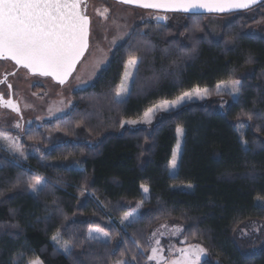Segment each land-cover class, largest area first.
Returning <instances> with one entry per match:
<instances>
[{"label": "trees", "instance_id": "trees-1", "mask_svg": "<svg viewBox=\"0 0 264 264\" xmlns=\"http://www.w3.org/2000/svg\"><path fill=\"white\" fill-rule=\"evenodd\" d=\"M163 16L134 27L95 84L74 94L69 114L30 127L24 158L0 148V264H115L132 256V264H153L146 262L152 237L172 224L182 226L181 242L207 249L203 264H264V240L242 234L264 223V5L231 16ZM132 57L138 68L119 102ZM233 80L238 99L217 94ZM197 88L209 100L158 115L151 126H121ZM177 128L184 146L171 176ZM36 177L44 186L32 195ZM96 228L110 241L90 239ZM57 234L68 254L52 243Z\"/></svg>", "mask_w": 264, "mask_h": 264}, {"label": "snow or ice", "instance_id": "snow-or-ice-1", "mask_svg": "<svg viewBox=\"0 0 264 264\" xmlns=\"http://www.w3.org/2000/svg\"><path fill=\"white\" fill-rule=\"evenodd\" d=\"M118 3L135 5L144 9L163 10L165 12L183 13H224L240 9H250L259 4L264 5V0H117ZM84 5V7H82ZM99 15L104 20L108 18V9L105 8ZM157 21H167V16H155ZM91 18L86 14V0H0V59L14 61L33 75L41 77H52L59 84H65L69 77L76 70L77 64L84 57L89 49V37L91 35ZM201 30L202 29H197ZM136 58L132 57L128 61V67L135 68ZM251 63V59H249ZM131 73L125 70V80ZM3 83V81H0ZM232 92L240 91V81H231ZM11 88V85H8ZM219 89V85L217 86ZM127 91L125 82L122 81L116 91V97L120 98ZM203 99L207 94V89H195L194 92H185L174 101H162L160 105L149 108L140 121H126L128 124L145 123L151 124L153 114L156 111H169L172 107H178L185 99H191L193 95ZM219 94V92H218ZM0 103L5 107L19 112V106L12 101H5L0 97ZM50 114H54L53 108L48 109ZM55 111H62L55 109ZM249 119L251 117L249 116ZM123 127V124L121 125ZM19 128L20 125L16 124ZM177 132L183 135V130L177 128ZM18 139V138H17ZM0 140L8 141L7 137H0ZM242 143L246 144V141ZM7 147L14 148L12 142L7 143ZM23 156V152L18 147L14 148ZM171 167H177L176 155H173ZM44 183L40 177H36L30 184L33 193L42 190ZM143 187V186H142ZM147 192L148 188L144 187ZM264 206V202L258 201ZM133 213H128L120 220L121 224L129 221ZM127 226V225H125ZM174 233L182 232L183 229L177 227ZM99 235L92 237V233ZM89 237L98 240L110 239L109 233L101 228L89 229ZM67 252L69 244L61 241L59 234L52 237ZM154 247L150 248L151 254L146 257V262L155 261L156 264H201L207 256V249L200 245H191L188 248L178 249L180 255L169 260L163 255L164 249L160 246V241H155ZM148 251V249H145ZM136 257L132 256L130 261L118 260L115 264H132ZM30 264H42L39 259L33 260Z\"/></svg>", "mask_w": 264, "mask_h": 264}, {"label": "rangeland", "instance_id": "rangeland-1", "mask_svg": "<svg viewBox=\"0 0 264 264\" xmlns=\"http://www.w3.org/2000/svg\"><path fill=\"white\" fill-rule=\"evenodd\" d=\"M105 8L108 9L107 20H104L103 17L99 15V12H102ZM86 12L92 22L89 43L90 49L84 57V61L77 68V72L73 75L67 85L60 87L50 80L33 78L29 74L22 71L17 73L15 72V67L12 64L8 62H0V81H3V83H0V97H3L5 101L15 102L20 108L19 112H15L11 108L5 107L2 103H0V137L8 138L7 142L0 140V148L5 152L10 153L17 158H24L26 152H24L22 148V137L30 129V127L33 125L40 126L42 123L51 122L52 120L63 118L65 115L69 114L74 106V94L85 91V89H88L95 84L97 81L96 78L107 69V66L112 58L111 55L129 39L134 27L143 23H157L158 21L154 17L159 16L153 12L148 13L141 10L126 9L121 5L110 3L107 0H88L86 4ZM137 65L138 62L136 63L135 68L128 67V64L126 65L127 70L131 73V75L127 80H125V76L122 78L125 82L127 91L122 95V97L117 98L119 102L125 101L129 96L131 85L134 81L133 78L138 68ZM6 76L7 79L5 80ZM9 84L11 85V88L8 87ZM216 92L217 94L219 92L218 95H228L235 101L238 99L240 91L238 93H233L231 83H223L219 85V89L217 87ZM207 100H209L208 91L207 94L204 95L203 99L194 94L191 99H185V101L178 107H172L169 111H156L153 114L152 123L158 115H167L171 112H176L178 108L184 105L201 104ZM49 108H53L54 114L49 113ZM55 109H61L62 111H55ZM152 123H138L135 125L124 123L123 125L125 129L133 130L151 126ZM16 124H19L20 127H15ZM246 130V125H241L239 127L242 138L247 132ZM184 135V131L183 135H177V144L173 152V155H176L177 167L173 169L170 163L169 169L171 176H176L179 170L178 166L181 158L180 155L184 146ZM8 142H12L14 144V148L18 147L20 151L23 152V156L20 155L19 151H15L14 148H8ZM42 182L44 183L43 180ZM31 194L35 195L37 193H33L31 191ZM130 213H133V216H131L130 219L133 218L134 220L137 218L134 211ZM127 224V222L125 224H121L119 222L118 227L125 229L124 226ZM177 227L183 229L182 226L179 225H164L152 237V247L156 246L155 241L158 239L160 241V246L164 249L163 255L169 260L175 259L180 255L179 251H177L178 249L188 248L190 246L186 245L185 241H180L183 231L174 233L173 230ZM242 234H244V237L246 238L258 237L261 238V241H263L264 223H252L245 228ZM97 235L99 234L96 232L92 233V237ZM59 238L63 241L60 236ZM99 241L104 243L109 242L110 240ZM52 243L63 253H69L70 245L69 250L66 252L56 241L52 240ZM208 257L209 254L207 252V256L202 259L201 264L206 262ZM151 262L156 264L155 261Z\"/></svg>", "mask_w": 264, "mask_h": 264}, {"label": "water", "instance_id": "water-1", "mask_svg": "<svg viewBox=\"0 0 264 264\" xmlns=\"http://www.w3.org/2000/svg\"><path fill=\"white\" fill-rule=\"evenodd\" d=\"M87 1L88 0H86V4H87ZM108 1L111 2V3H113V4L121 5V6L125 7V8H131L133 10H138V11L141 10V11L148 12V13L153 12L155 14H158L159 16H163V15H174V14L183 15V16H185V15H188V16H197V15H201V16H208V15H213V16L228 15V16H231L232 14H242V12L244 13V12L252 11V10H254V8H257V7H259V6L262 5V4H259L258 3L257 5L253 6L250 9H240V10H234L232 12H224V13H215V12L214 13H204V12H201V13H183V12H165L163 10H156V9H144V8H141V7H138V6H135V5H128V4L118 3L117 0H108ZM82 7H84V5H82ZM86 14H87V12H86ZM159 22H164V20H160ZM90 37H91V35H90ZM90 37H89V43H90ZM89 49H90V46H89ZM89 49H88V51H89ZM88 51L85 53L84 57L87 55ZM84 57L77 64L76 70L73 72L72 76L69 77L68 81L65 84H59L52 77H41V76H38V75H33V74H31L29 72V70H27V69H25V68H23L21 66L16 65L14 61L0 59V62L1 63L8 62V63L12 64L15 67V72L23 71V72H26L27 74H29L32 77H36V78H39L40 77V78H43V79L50 80V81L54 82L56 85L62 87V86L67 85L70 82V80L72 79L73 75L77 72V68L84 61Z\"/></svg>", "mask_w": 264, "mask_h": 264}, {"label": "crops", "instance_id": "crops-1", "mask_svg": "<svg viewBox=\"0 0 264 264\" xmlns=\"http://www.w3.org/2000/svg\"><path fill=\"white\" fill-rule=\"evenodd\" d=\"M142 193H143V196H144V201H147L148 200V195H149V193H148V191L147 192H145L144 191V188L142 189ZM148 193V194H147ZM137 212H138V210L137 211H135V215L137 216ZM135 220V219H134ZM133 220V218L132 219H129V221H125V223L127 222L128 224L127 225H129L131 222H133L134 221ZM124 227H126V226H124Z\"/></svg>", "mask_w": 264, "mask_h": 264}, {"label": "flooded vegetation", "instance_id": "flooded-vegetation-1", "mask_svg": "<svg viewBox=\"0 0 264 264\" xmlns=\"http://www.w3.org/2000/svg\"><path fill=\"white\" fill-rule=\"evenodd\" d=\"M18 72H21V71H18ZM18 72H17V73H18ZM22 72H23V71H22ZM25 73H26V72H25ZM15 74H16V73H15ZM15 74H13V75H15ZM33 78H36V77H33ZM39 78H40V77H39ZM6 79H7V76H6L5 80H6ZM42 79H43V78H42ZM5 80H4V81H5ZM8 80H9V79H8ZM45 80H47V79H45Z\"/></svg>", "mask_w": 264, "mask_h": 264}]
</instances>
